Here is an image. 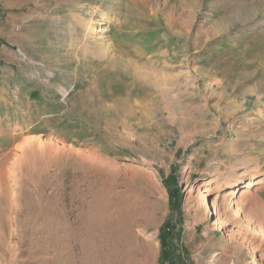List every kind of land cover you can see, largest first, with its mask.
<instances>
[{"label": "rangeland", "instance_id": "1", "mask_svg": "<svg viewBox=\"0 0 264 264\" xmlns=\"http://www.w3.org/2000/svg\"><path fill=\"white\" fill-rule=\"evenodd\" d=\"M162 90L180 103L143 106ZM255 178L237 211L197 207ZM97 191L128 204L136 264L161 229L184 264H264V0H0V264H83Z\"/></svg>", "mask_w": 264, "mask_h": 264}, {"label": "bare ground", "instance_id": "2", "mask_svg": "<svg viewBox=\"0 0 264 264\" xmlns=\"http://www.w3.org/2000/svg\"><path fill=\"white\" fill-rule=\"evenodd\" d=\"M103 18L104 21L101 22L99 27L89 25L90 21L92 20H88L86 29L95 33L106 32V25L104 24H106V21L109 18L108 14H103ZM160 95L156 97L151 96L149 98H145L142 101L143 106L147 108L151 105L158 104L159 102H161V100L164 103L167 102L168 105L172 104L171 106H173V104H177V101L178 103H180V99L172 100L167 98V94L164 93V90L160 92ZM260 182L261 179L259 178L248 179L244 181V185L242 184L243 186H240L236 190L235 193L236 197L238 198L237 200H234L233 198H226L224 201H212V203L209 202L208 197L210 196L211 191H213V189L215 188L212 185L215 184V181L209 180L208 184L201 192L199 190V184H192L188 190L186 204L189 203L188 201H190V197L198 191V193L200 192V194H198L200 203L197 204V207L199 205H204L206 208H208L212 215H220L227 204L236 206V208L234 209L237 211L238 209H240V200L245 198L250 190L254 189L255 185ZM231 186H235V184H228L227 187L231 188ZM219 187L220 189H224L223 184H219ZM230 193L233 192L229 191V194ZM91 197L92 199L87 205L82 200L83 195L82 198H80L79 202L82 205L87 206V209L85 212L79 215V219L81 220L83 225L82 228L76 229L74 232L75 240L84 250V258L90 261L88 264H110L111 261L121 260H123L122 264H136L132 258H129L130 255H125L126 257L119 256L122 253L121 251H123V247H127L125 248V250L127 252H130L132 250L131 248L134 242V235L131 228L132 222L128 221L126 214L128 204H121L124 200L123 196L121 194H105L103 192L97 191L95 192V194H92ZM160 201L161 198H155L154 201H151L147 205L146 210L137 208V212L134 211L132 213L133 217H136L137 213V223L141 220L150 224L154 222L155 215L159 210ZM129 205L131 206V204ZM113 214H116V216H113ZM132 220L133 219H131V221ZM226 225V223H221L219 227L221 229H224ZM123 240H126V243H124ZM137 246L140 247L139 249L137 247L138 254L142 251V254H139L140 256L137 255V264H147V262L149 263L151 255L153 253V243L139 241L137 242ZM86 260L84 261V263L87 262Z\"/></svg>", "mask_w": 264, "mask_h": 264}, {"label": "trees", "instance_id": "3", "mask_svg": "<svg viewBox=\"0 0 264 264\" xmlns=\"http://www.w3.org/2000/svg\"><path fill=\"white\" fill-rule=\"evenodd\" d=\"M179 197V196H178ZM178 199V198H177ZM169 231H164L163 229L160 230L159 239L161 245V252H160V264H164L168 262V264H184L181 261V257L179 255H174V251L169 247L168 238L170 237Z\"/></svg>", "mask_w": 264, "mask_h": 264}]
</instances>
